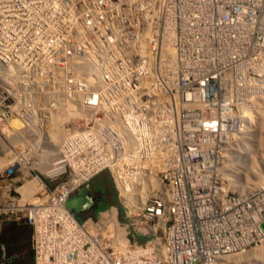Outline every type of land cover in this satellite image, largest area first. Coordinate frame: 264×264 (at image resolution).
<instances>
[{"label": "built area", "instance_id": "built-area-1", "mask_svg": "<svg viewBox=\"0 0 264 264\" xmlns=\"http://www.w3.org/2000/svg\"><path fill=\"white\" fill-rule=\"evenodd\" d=\"M0 75V230L29 228L30 264H235L264 239V183L235 181L264 0H0ZM103 173L117 204L78 218Z\"/></svg>", "mask_w": 264, "mask_h": 264}, {"label": "rangeland", "instance_id": "rangeland-1", "mask_svg": "<svg viewBox=\"0 0 264 264\" xmlns=\"http://www.w3.org/2000/svg\"><path fill=\"white\" fill-rule=\"evenodd\" d=\"M101 182L106 183L107 188L115 191L110 176L107 173H103L94 178V180L89 183V190L93 192L94 188ZM79 214L85 215L86 213L79 212ZM260 228L264 232V223L260 225ZM29 236L30 231L27 227H18L14 225L2 226L0 230V264H30L31 254L29 250ZM259 254L260 253H255V255L252 256L253 261H256L254 264H264L261 258H258Z\"/></svg>", "mask_w": 264, "mask_h": 264}, {"label": "bare ground", "instance_id": "bare-ground-1", "mask_svg": "<svg viewBox=\"0 0 264 264\" xmlns=\"http://www.w3.org/2000/svg\"><path fill=\"white\" fill-rule=\"evenodd\" d=\"M3 72V71H2ZM5 72V71H4ZM6 73H9L7 71ZM5 77L6 75H0ZM264 124L260 125L259 133L255 137V148L253 152H244L241 157L240 169L241 174L235 181L238 185V190L255 189L260 187L264 183ZM239 167V166H238ZM258 253H260L258 258H261L264 262V239L255 248H252L245 254L234 255L231 257L235 264H253V258Z\"/></svg>", "mask_w": 264, "mask_h": 264}, {"label": "trees", "instance_id": "trees-1", "mask_svg": "<svg viewBox=\"0 0 264 264\" xmlns=\"http://www.w3.org/2000/svg\"><path fill=\"white\" fill-rule=\"evenodd\" d=\"M95 191V192H94ZM94 191L91 192L92 204L90 206L89 213L94 214L99 209L107 207L110 204H117L115 191L106 187V183L101 182ZM78 218H81L82 215L79 213L76 214Z\"/></svg>", "mask_w": 264, "mask_h": 264}, {"label": "water", "instance_id": "water-1", "mask_svg": "<svg viewBox=\"0 0 264 264\" xmlns=\"http://www.w3.org/2000/svg\"><path fill=\"white\" fill-rule=\"evenodd\" d=\"M89 187L85 186L79 189L66 202V208L77 214L89 208L91 200L88 198Z\"/></svg>", "mask_w": 264, "mask_h": 264}, {"label": "flooded vegetation", "instance_id": "flooded-vegetation-1", "mask_svg": "<svg viewBox=\"0 0 264 264\" xmlns=\"http://www.w3.org/2000/svg\"><path fill=\"white\" fill-rule=\"evenodd\" d=\"M87 210H90V206H89V208Z\"/></svg>", "mask_w": 264, "mask_h": 264}]
</instances>
